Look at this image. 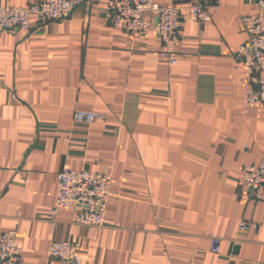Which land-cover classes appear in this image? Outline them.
Listing matches in <instances>:
<instances>
[{"label":"crops","instance_id":"1","mask_svg":"<svg viewBox=\"0 0 264 264\" xmlns=\"http://www.w3.org/2000/svg\"><path fill=\"white\" fill-rule=\"evenodd\" d=\"M93 1L0 33V236L17 233L22 264H71L49 256L62 241L77 243L80 264H264V203L238 183L264 158V106L247 105L249 73L234 58L257 7L202 0L212 19L183 23L172 65L156 26L115 29L110 0ZM77 111L104 118L79 124ZM65 168L111 177L104 226L74 224L79 206L52 217Z\"/></svg>","mask_w":264,"mask_h":264},{"label":"built area","instance_id":"2","mask_svg":"<svg viewBox=\"0 0 264 264\" xmlns=\"http://www.w3.org/2000/svg\"><path fill=\"white\" fill-rule=\"evenodd\" d=\"M257 7L255 13L242 18L247 41L235 53L234 58L246 66L249 73V89L246 103L250 107L264 106V0H251ZM93 0H40L26 8L0 6V33L4 31L32 29L31 16L41 23L60 21L83 5L93 4ZM217 7V6H215ZM107 17L113 28L148 37L156 26L163 44L161 55L171 57L170 63L176 64L173 56L181 41L182 26L185 21L205 24L211 21L206 1H195L189 6H161L154 0H110L106 5ZM155 14V23L144 18L145 13ZM102 115L93 112L77 111L75 122L91 125ZM238 183L248 189L249 198L264 203V158L258 164L245 165ZM111 177L88 169L74 171L63 169L58 173V195L52 210L55 218L61 208L81 207L73 218V223L82 226L102 227L110 194ZM249 228L245 221L240 223L239 231ZM222 239H211L210 252H221ZM79 246L73 241L52 242L49 256L66 263L80 264ZM23 249L17 241V233L10 231L0 236V264H22Z\"/></svg>","mask_w":264,"mask_h":264}]
</instances>
